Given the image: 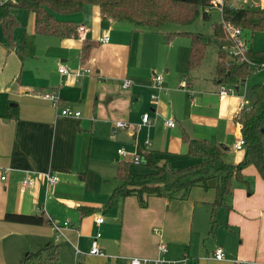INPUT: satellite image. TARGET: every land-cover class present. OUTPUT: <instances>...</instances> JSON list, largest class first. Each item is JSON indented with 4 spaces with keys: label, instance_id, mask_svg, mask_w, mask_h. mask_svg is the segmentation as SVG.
I'll list each match as a JSON object with an SVG mask.
<instances>
[{
    "label": "crops",
    "instance_id": "0c3cea01",
    "mask_svg": "<svg viewBox=\"0 0 264 264\" xmlns=\"http://www.w3.org/2000/svg\"><path fill=\"white\" fill-rule=\"evenodd\" d=\"M13 17L17 26L10 42L0 28V176L3 173L4 177L0 180V264H18L23 254L44 244H57L55 264H126L132 257L174 260L183 255L184 264H264V181L252 166L242 170L250 181L249 189L233 184L227 200L230 208L215 210L217 225L210 232L209 211L205 209V215L198 212L195 227L193 214L194 208L213 200L215 179L207 180V190L192 188L183 200L148 197L141 207L134 196H128L102 210L112 189L119 185L114 177L116 183L107 188L98 183L104 182L101 173L106 165L114 168V174L119 162H126L132 173H148L144 163L130 164L133 153L143 158L151 153L169 170L203 163L202 158L186 155L181 132L193 140L224 146V164L236 165L241 160L242 151L231 148L240 135L239 125L231 119L240 108L250 105L252 95L245 93L244 83L235 89L234 96L217 95L222 85L214 76L217 52H222L220 41L213 38V57L206 59L204 53L197 69L189 71L186 37L176 36L167 42L160 31L103 20L95 5H85L76 14L55 16L75 27L83 26V41L36 34L32 13L16 10ZM180 32L191 33H173ZM103 35L108 42L101 44L98 40ZM89 44L82 59V47ZM58 65L69 70L84 67L91 74L77 81L57 73ZM152 74L161 76L163 88L154 102L149 99L155 93L149 88ZM258 79L252 85L264 84V76L260 74ZM124 80L130 82L126 89L121 87ZM181 82L185 83L183 89L179 88ZM44 93L56 95L61 107L78 112L79 118L59 116L38 97ZM12 105L16 106L17 119H3L6 107ZM143 114L151 124L137 130ZM166 120H171L173 127H167ZM115 122L129 127L112 133ZM120 147L129 151L126 156L117 155ZM108 148L112 155L106 154ZM92 162L99 165L100 175L87 196L85 173ZM47 171L58 177L49 189L41 176ZM24 178L29 179V186L21 185ZM80 206L95 209L80 214ZM7 212L42 214L57 224L67 221V225L61 236H55L49 224L5 221L2 217ZM97 214L103 218L98 227L93 222ZM96 230L100 232L102 256L87 253ZM206 233L213 242L199 246L195 241ZM158 244L166 248L162 255L157 252ZM218 246L224 253L221 260L211 257ZM171 247H178V256L170 255Z\"/></svg>",
    "mask_w": 264,
    "mask_h": 264
},
{
    "label": "trees",
    "instance_id": "16d2710c",
    "mask_svg": "<svg viewBox=\"0 0 264 264\" xmlns=\"http://www.w3.org/2000/svg\"><path fill=\"white\" fill-rule=\"evenodd\" d=\"M209 0H0V28L3 36L10 42L11 34L17 23L13 12L23 10L34 15L36 34L56 38L75 37V29L70 22L59 21L55 16H68L79 13L85 5L98 7L101 18L114 23H128L138 29L156 32L168 24L187 26L210 6ZM221 18L230 22L240 31V40L244 46V56L250 64L262 66L264 51H255L250 47L246 33L264 32V7L261 9L237 8L230 10L223 7ZM176 36L186 37L189 41L187 69H197L203 57L206 43L198 33H168L165 41ZM224 33L219 24L212 25V37L222 39ZM91 44L83 45L81 58L85 59ZM223 55L217 52L215 80L237 89L249 76V65L241 62H222ZM252 102L248 107L237 111L233 122L239 125L243 139L242 158L236 165H227L221 161L226 148L220 144L209 145L205 140H193L181 132L180 138L186 147V155L199 157L204 162L181 170H169L159 164L160 158L148 153L143 158L146 174L132 173L126 162H119L115 167L114 179L119 185L112 189L102 210L107 211L119 199L134 196L139 206H145L148 197H176L183 200L192 188L207 190V180L215 179L214 198L209 206V232L217 225L215 210L218 207L230 208L227 200L232 194L233 184H240L249 189V179L242 175V170L252 166L259 178L264 181V85L250 88ZM16 106L6 107L3 119L16 120ZM95 207L80 206V214L93 211ZM3 220L32 225L49 224L52 221L42 214L5 213ZM58 261L57 244H44L35 251L22 255L18 264H55Z\"/></svg>",
    "mask_w": 264,
    "mask_h": 264
},
{
    "label": "built area",
    "instance_id": "2783aa9c",
    "mask_svg": "<svg viewBox=\"0 0 264 264\" xmlns=\"http://www.w3.org/2000/svg\"><path fill=\"white\" fill-rule=\"evenodd\" d=\"M236 3V5L233 3L225 4L223 0H209V5L208 7H218L220 10V15L223 7H227L230 10H234L237 8L242 7V5H250L251 8L254 9H261L262 3L261 0H233ZM219 25L222 28V31L228 41V46H224L221 48L222 53L226 54L231 60L230 62L236 63V62H245L251 67L253 70H264V66H255L253 64H250L249 61L245 59L244 56V46L240 40V31L238 28L233 26L230 22L223 20L221 18V21ZM85 28L83 26H77L75 29V38L79 41H83L85 38ZM99 43H107L108 42V37L107 35H103L99 40ZM229 62V61H228ZM226 63V62H225ZM57 73L61 75H70L72 76L75 80L79 81L83 77L89 76L90 70L87 68H77L75 70H69L63 65H58L57 66ZM264 85V84H263ZM130 86V82L128 80H124L122 82L121 87L123 89H126ZM185 87V83L181 82L179 85V88L183 89ZM149 88L155 93L150 94L149 99L151 102H154L157 99V93L162 91L163 88L161 86V76L157 74H152L150 78V85ZM236 94V90L233 89V87H226V86H221L218 88L217 95L220 97H226V96H234ZM41 100L46 101L49 103V105L58 111V115L61 117H67V118H79V113L76 111L70 110L68 107L60 105V101L58 97L52 93H44L38 96ZM237 112L232 116V120L236 118ZM235 123V122H234ZM151 124V121L148 117L147 114H143L140 118V122L136 125V129L140 128H148ZM164 124L167 127H173V122L171 120H166L164 121ZM128 124L124 122H115L112 125V133L116 132L117 130H126L128 128ZM148 140H144L143 144L148 145ZM243 147V139L241 135H238L235 137V141L231 145V148L233 151H242ZM117 155L120 157L126 156V152L123 148H118L116 150ZM130 164L132 165H141L143 164V157L140 156L137 153H133L130 158ZM3 173H1L0 180H3L4 177L2 176ZM44 179V184L46 189H49L53 187L57 182H58V177L55 173L47 171L41 175ZM21 185L26 187L30 185V181L28 178H24L21 181ZM93 222L95 226H99L103 222V218L100 214H97L93 218ZM67 225V221H64L62 224H57L52 222L51 227L53 228L55 232V236H61L62 235V229ZM100 237V232L99 230H96L93 234V236L90 239L89 246L87 253L90 255L94 256H102V251L99 248L98 245V238ZM75 253H78L77 248H74ZM166 251V248L163 244H158L157 245V252L159 255H162ZM223 250L221 247H215L214 250L211 253V257L215 260H221L223 258ZM185 263V255L181 256L178 259L174 260H166L163 259L162 257H157V258H137V257H132L129 258L126 264H184ZM108 264H113L112 262H108ZM119 264H124V263H119Z\"/></svg>",
    "mask_w": 264,
    "mask_h": 264
},
{
    "label": "rangeland",
    "instance_id": "374dc122",
    "mask_svg": "<svg viewBox=\"0 0 264 264\" xmlns=\"http://www.w3.org/2000/svg\"><path fill=\"white\" fill-rule=\"evenodd\" d=\"M224 2H229V0H223ZM235 2V1H234ZM233 2V3H234ZM236 3V2H235ZM261 3H264V0H261ZM238 3H236L237 5ZM243 8H247V9H254L251 8L250 5H242ZM204 12H206V17H203L202 14H199L194 21L187 25V26H176V25H166L163 26L159 29L160 32L162 33H173L176 30H184L187 32H191V33H198L202 36L203 40L206 43V49L204 51V55L206 59H209V57H213V53L215 50V40L212 37L211 31H212V25L214 24H219L221 21V15H220V10L218 7H205L204 8ZM246 37L248 38V40L251 43V47L253 50L255 51H264V32H253V33H246L245 34ZM218 41L221 42V45L218 47L219 51H221V48L224 46H228V41L225 37V35L223 36V38L221 39H217ZM221 54L223 55L221 57L222 62H228L231 59L224 53L221 52ZM203 59V57H202ZM201 59V60H202ZM250 72H249V76L247 77V79L244 81V91L246 94L250 95V88L253 86L252 84L257 82L258 76L261 74L262 76H264V71L261 72H254L253 69H251V67H249ZM221 86H225L224 84ZM252 99V97H251ZM231 121H233L231 119ZM129 127V126H128ZM142 130V128H141ZM149 132V131H148ZM139 136L141 137V132L139 134ZM125 152H129L127 150H125ZM107 155H112V150L111 148H108L107 150ZM128 157V156H127ZM126 158V157H125ZM95 160L97 161V157L95 156ZM160 164V163H159ZM90 170L87 171V173H85V195L89 196V192L92 189L93 186L96 185L97 183V175H100V171L98 172V168L99 165L95 162H92L89 164ZM103 168V167H102ZM101 168V169H102ZM104 182L99 181L98 183L107 188L109 185H113L116 183V181L113 180L114 177V168L112 166H107L106 165V169L103 171ZM94 190V189H93ZM89 198V197H88ZM206 206V207H205ZM205 209H207V211H209V207L208 205H202L201 207H199V209L194 208V214H193V227L196 226V221L199 218V214L198 212H204L205 215ZM205 222V220H204ZM196 243H198L199 246H201L202 242L205 243H212V236L211 234L206 233L205 236L202 238H200V240H196ZM177 252V254H176ZM179 250L178 247H171L170 249V255L171 256H178ZM180 258V257H179Z\"/></svg>",
    "mask_w": 264,
    "mask_h": 264
}]
</instances>
